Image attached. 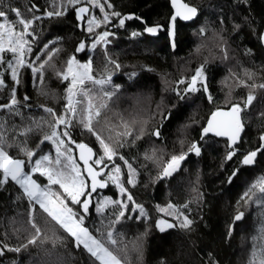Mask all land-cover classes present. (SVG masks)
I'll return each mask as SVG.
<instances>
[{
	"label": "trees",
	"instance_id": "16d2710c",
	"mask_svg": "<svg viewBox=\"0 0 264 264\" xmlns=\"http://www.w3.org/2000/svg\"><path fill=\"white\" fill-rule=\"evenodd\" d=\"M184 1L196 7L199 14L188 23L176 20L175 49L167 33L171 14L168 0H111L116 11L141 19L128 20L124 27H119L118 20L113 19L111 25L97 29L98 33L109 31L112 35L108 43H101L95 49L91 47L92 38L84 31L86 23L78 27L74 11L58 19L35 20L33 53L40 55L39 50L45 43L52 47L55 42L54 47L61 50L52 61L56 69L65 67L67 58L73 54L82 63L91 59L97 76L111 75L107 90L118 89L110 100H104L107 107L102 109L95 129L113 144L120 139L117 133L125 131V124L133 132L132 136L123 137V147L117 151L137 171L136 186L128 188L135 203L144 206L147 216L124 220L116 226V232L125 242L139 238L141 245L140 251L128 252L126 264H250L254 251L258 257L262 253L264 240L260 238L259 229L264 226V203H256L255 197L246 203L241 196L264 175V154L258 155L252 166H243L240 160L247 151L259 146V137L264 134V88L258 87L264 84V48L259 39L264 30V0H248L247 4H238L237 0ZM33 4L38 5L40 11H29ZM49 4L50 0H0V10L15 23L18 18L11 8L18 9L25 18H32L42 15ZM92 14L98 15L99 10L92 9ZM157 24L163 29L156 36L143 31L145 26ZM133 31L142 35L133 37ZM83 38L87 47L76 53L75 48ZM33 53L26 54L29 60L36 58ZM109 57L120 65L119 69L108 64ZM202 64L206 65L205 76L213 100L210 102L203 91L178 99L174 89L185 87L178 82L190 79ZM6 69V64L0 65V71ZM87 86L93 87L91 83ZM66 87L67 82L62 83L51 67H46L42 84L29 70H24L17 89L16 112L19 114L0 111V123L4 125L0 134L10 142L27 139L29 147L36 150L44 133L50 131L44 122L51 117L44 107L62 112ZM249 93L255 99L243 112L245 130L236 145L238 154L225 162L229 150L226 141L204 136L202 127L215 109L234 103L243 105ZM7 96V89L0 92V103L7 102ZM24 96L30 99L25 101ZM169 112L171 119L161 120V115L167 116ZM27 127L34 130L27 137L19 136ZM156 128L161 131L159 139L153 135ZM71 131L77 142H86L96 153L102 154L99 142L79 124ZM181 140L185 142L183 148ZM192 142L198 143L201 154L190 153L173 176L157 180L158 168L145 156L155 152L166 160L171 154L187 151ZM72 147L75 149V145ZM40 149L54 156L50 142L41 144ZM9 151L16 155L15 149ZM111 163L123 164V161L116 159L110 162V167ZM236 169L239 172L229 183L228 178ZM126 173L125 166L122 181H126ZM104 197L126 201V196L122 197L111 183L105 191L96 192L92 201L95 203ZM260 199L264 201V196ZM169 203L193 221L190 230L177 227L161 233L156 228L158 219L174 222L172 217L157 210V206L166 207ZM72 207L78 210L77 206ZM37 209L14 182L0 188V239L12 247L26 242L34 231L29 222L33 217L43 229L37 244L20 253L7 252L0 257L4 264H11L12 260L16 264H90L86 252L74 247L72 238L62 230L46 224ZM130 209L131 205L127 215H138V210ZM115 210L114 206H108L102 216L93 207L85 220L86 226L99 236L102 221L107 224ZM238 212H243L244 217L235 221ZM230 226L231 236L228 235Z\"/></svg>",
	"mask_w": 264,
	"mask_h": 264
},
{
	"label": "snow or ice",
	"instance_id": "6c2138e0",
	"mask_svg": "<svg viewBox=\"0 0 264 264\" xmlns=\"http://www.w3.org/2000/svg\"><path fill=\"white\" fill-rule=\"evenodd\" d=\"M247 2L248 0H237L238 4H247ZM171 5L175 11L170 18L167 33L170 45L175 49L176 20L178 18L185 21L192 20L198 16L199 10L182 0H171ZM92 9H98L99 14H92ZM70 10L75 13L78 27L81 22L86 23L84 31L92 38L91 47L93 49L101 43H108V38L112 35L109 31L98 33L97 29L111 25L113 19L118 20L119 27H124L128 20L141 19L134 14L125 15L116 11L111 0H50L48 7L42 10V15H33L32 18H25L18 9L11 8L10 11L18 18L15 23L8 19L5 11L0 10V20H3L0 22V65H7L6 70L0 71V92L8 90L7 102L0 103V111L7 110L9 113L19 114L16 112V106L19 103L17 89L22 83L24 70H29L33 78L42 84L45 79L46 67H51L62 83L67 82L63 97L65 100L62 105L63 111L59 112L52 107H44V111L51 117L44 122L50 131L44 133L43 140L35 146L36 150L29 147L27 139L11 140L10 142L5 135L0 134V188L11 182L18 185L23 190V195L32 204L38 206L37 210L45 217V223L53 224L68 237H71L74 247L83 249L89 256L90 264H126L128 252L140 251L141 245L139 238L125 242L116 232V226L124 220H139L147 216L144 206L135 203L128 188V186H136L137 171L132 163L117 151L119 147H123L121 142L123 137L132 136L133 132L125 124V131L117 133L120 139L113 144L106 141L95 129V122H98L102 109L107 107L104 100H110L118 89L107 90L106 86L110 82L111 75L97 76L93 70L91 59L82 63L73 54L67 58L65 67L56 69L52 61L61 50L54 47L55 42L52 47L45 43L39 50L42 54L33 53L32 43L36 39L32 27L34 21L43 18L58 19L64 17ZM29 11H40V9L38 5L33 4ZM236 27L239 28L240 25H236ZM162 29L163 26L157 24L145 26L143 31L155 36ZM203 32L202 28L201 34ZM131 35L137 37L142 33L133 31ZM259 39L261 43H264V32L259 34ZM86 47V42L81 40L76 46L75 52L80 53ZM27 53H33L36 58L29 60L26 56ZM6 54L11 55L9 57ZM108 64L114 65L116 69L120 67L110 57ZM205 71L206 65L202 64L195 69V73L191 75L190 79L179 81L178 83L185 87L182 90L174 89L176 97L183 100L189 93L203 91L208 94L207 98L211 102L213 98L209 92ZM89 83L93 85L92 88L87 86ZM253 87L256 86L253 85ZM258 87L264 88V84ZM23 99L27 101L30 98L24 96ZM254 99V95L249 93L243 105L234 103L227 112L219 110L213 112L207 126L202 129L203 135L214 132L216 136L227 137L229 150L225 162L231 161L238 154L239 150L236 145L240 142L245 127L243 112ZM169 119H171V112L167 116L161 115V120ZM76 124L95 137L100 144L102 154L94 152L89 144L75 140L71 128ZM3 127L4 125L0 123V128ZM37 127H40V124H37ZM33 130L31 127H27L19 132V136L27 137ZM153 135L159 139L160 129L156 128ZM139 138L137 137V139ZM111 139L109 137V140ZM259 141V146L255 150H249L243 154L242 160H240L241 165L252 166L256 163L258 155L264 154V134L259 137ZM45 142H50L53 146L54 156L44 154L40 149V145ZM184 143L183 140L180 141L182 148ZM72 145H75V149L79 150V162L73 155ZM9 149H15L16 155H13ZM190 153H194L196 156L201 154L198 143L192 142L187 151L182 150L179 154H171L166 160L163 156H157L155 152L151 156L146 155L145 159L156 164L158 168L156 179L163 180L173 176L180 169L181 162ZM116 159L123 161V164L111 163L110 167V162H114ZM125 166L127 168L126 181H122L121 174ZM238 172L239 169H236L231 173L228 178L229 183L237 176ZM109 183L116 186L122 197L126 196V201L104 197L93 203V194L97 192V189L106 188ZM261 196H264V175L252 183L241 196V200L247 203L253 201L255 197L256 203H264L260 199ZM72 205L77 206L78 210H74ZM130 205L132 212L138 210L137 216L127 215ZM108 206H114L116 210L107 224L102 221L98 236L86 226L85 220L93 207L97 213L103 216ZM183 207L188 208V205ZM157 210L172 217L174 221L158 219L156 228L161 233L177 227L190 230L193 221L177 206L169 203L166 207L157 206ZM243 217L244 213L238 212L234 220L240 221ZM29 222L34 231L26 242L12 247L6 243V240L0 239V257H4L7 252L20 253L30 245L37 244L43 235V229L35 222V217ZM259 233L261 240H264V226H261ZM231 234L232 227L230 226L228 235L231 236ZM253 240L255 241L256 237H253ZM129 243L131 248H129ZM261 249L262 253L259 257L255 251L253 252L250 264H257V261L258 264H264V244L261 245ZM121 254H123V258ZM0 264H4L2 259H0ZM11 264H16V261L12 260Z\"/></svg>",
	"mask_w": 264,
	"mask_h": 264
},
{
	"label": "water",
	"instance_id": "95a60500",
	"mask_svg": "<svg viewBox=\"0 0 264 264\" xmlns=\"http://www.w3.org/2000/svg\"><path fill=\"white\" fill-rule=\"evenodd\" d=\"M169 1V5H170V7H171V14H170V17H169V21H168V25H169V22H170V18H171V16L174 14V9H173V7H172V5H171V0H168ZM182 2H184V3H186L184 0H182ZM192 6V5H191ZM74 16H75V13H74ZM197 18V17H196ZM196 18H194V19H192V20H188V21H185V20H181V19H179L178 18V20H180L181 22H183V23H188V22H191V21H193V20H195ZM76 19V18H75ZM83 22H81V24H82ZM152 26H154V25H152ZM80 27H81V25H80ZM159 32V31H158ZM262 32H264V30L262 31ZM158 34V33H157ZM156 34V35H157ZM155 35V36H156ZM153 36V35H152ZM262 44V47L264 48V43H261ZM175 89H177V88H175ZM229 108H230V106L229 107H226V108H217V109H215L213 112H216V111H224V112H227L228 110H229ZM213 112H211L209 115H208V117H207V119H206V121H205V123H204V125H203V127H206L207 126V124H208V121L212 118V113ZM203 127H202V129H203ZM244 130H245V127H244ZM201 132H202V130H201ZM203 134V133H202ZM243 134V133H242ZM204 136H212V137H216V138H221V139H224L225 141H226V143H227V145H228V139H227V137H225V136H216L215 135V133L214 132H210V133H208L207 135H204ZM242 136V135H241ZM86 143V142H85ZM239 144V143H238ZM90 146V145H89ZM91 147V146H90ZM74 151H75V157H76V159H77V161L79 162V150L78 149H74ZM93 151L95 152V150L93 149ZM108 187V186H107ZM107 187L106 188H104V189H97V192L98 191H105L106 189H107ZM95 194V193H94ZM93 194V195H94ZM93 197V196H92Z\"/></svg>",
	"mask_w": 264,
	"mask_h": 264
},
{
	"label": "flooded vegetation",
	"instance_id": "af4514ba",
	"mask_svg": "<svg viewBox=\"0 0 264 264\" xmlns=\"http://www.w3.org/2000/svg\"><path fill=\"white\" fill-rule=\"evenodd\" d=\"M82 40H85L84 38Z\"/></svg>",
	"mask_w": 264,
	"mask_h": 264
}]
</instances>
